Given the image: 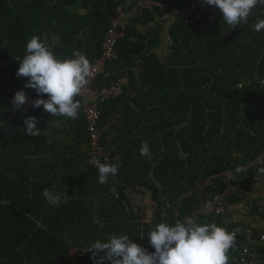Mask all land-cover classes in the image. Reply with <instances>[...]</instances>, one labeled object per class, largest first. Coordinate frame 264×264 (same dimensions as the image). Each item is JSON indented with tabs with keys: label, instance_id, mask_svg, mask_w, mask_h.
Here are the masks:
<instances>
[{
	"label": "trees",
	"instance_id": "obj_1",
	"mask_svg": "<svg viewBox=\"0 0 264 264\" xmlns=\"http://www.w3.org/2000/svg\"><path fill=\"white\" fill-rule=\"evenodd\" d=\"M165 1L174 9L195 6L190 22L172 21L168 57L161 59L157 53L160 32L151 27L170 16L161 10L145 11L130 21L117 45L118 59L98 81L107 86L121 79L125 89L120 99L100 107V127L110 139L104 144L121 155L118 174L100 184L98 170L89 165L76 139L65 146L52 142L39 123L40 136L26 135L25 118L43 120L46 115L66 122L72 134L83 138L81 146L89 140L82 106L75 120L43 109L15 110L13 98L19 89L36 94L24 87L28 78L17 76L18 61L35 35L57 58L80 51L91 64L101 55L119 8L129 12L137 0H0V264H95L90 245L106 242L112 234H127L151 253L149 231L161 222L174 223L178 214L216 223L229 232L253 229V236H236L229 264H235L244 249L264 261V228L253 226L264 218L257 200L246 215L250 219L239 221L231 212H203L206 197L224 192L220 179L204 198H183L200 182L264 155V87L258 83L264 79V30L253 28L264 19V7L254 8L247 24L233 28L224 23L218 8L201 0ZM137 60L142 69L139 85L131 70ZM131 89L134 97L128 104ZM145 140L150 158L140 155ZM259 167L264 161L244 174L245 192L264 178ZM137 186L151 190L157 203L151 223H144L126 198V189ZM45 188L61 195L59 206L47 203ZM228 202L246 204L245 198ZM74 248L86 253L71 255ZM248 261L251 264L252 256Z\"/></svg>",
	"mask_w": 264,
	"mask_h": 264
},
{
	"label": "clouds",
	"instance_id": "obj_2",
	"mask_svg": "<svg viewBox=\"0 0 264 264\" xmlns=\"http://www.w3.org/2000/svg\"><path fill=\"white\" fill-rule=\"evenodd\" d=\"M208 6L218 8L226 25L236 27L247 24L254 8L264 7V0H201ZM256 32L264 30V19L253 25ZM18 77L28 78L26 89L35 90L39 98L32 101L36 109L43 107L44 112L55 117H79L81 101L76 99L89 82L92 66L80 51H74L70 58L60 59L51 51L39 36H32L26 43V54L18 61ZM258 83L264 87V79ZM26 92L18 91L13 98L15 110H20L28 102ZM27 136H40L36 117L24 120ZM56 126L63 127L58 120ZM140 155L150 158L151 149L145 140L141 142ZM98 182L106 184L110 177L118 174L119 163H102L95 160ZM237 172L241 169L237 168ZM264 175V167L257 169ZM112 191H115L113 188ZM67 196V193L65 194ZM42 196L51 206H59L62 197L55 191L43 189ZM67 198H69L67 196ZM70 199V198H69ZM147 239L154 252L130 239L127 234H112L106 242L97 240L89 247L95 264H229V251L236 241V233L216 223L198 222L194 217L176 220L174 223L161 222L149 231ZM102 254V255H101ZM98 257V259H97Z\"/></svg>",
	"mask_w": 264,
	"mask_h": 264
},
{
	"label": "built area",
	"instance_id": "obj_3",
	"mask_svg": "<svg viewBox=\"0 0 264 264\" xmlns=\"http://www.w3.org/2000/svg\"><path fill=\"white\" fill-rule=\"evenodd\" d=\"M165 11L169 14L170 20L184 19L185 22H190L191 14L195 12V6H190L187 9H174L165 0L153 1V0H137L136 5L129 12L119 8L118 16L113 20L111 28L107 31L104 41L102 43L101 55L94 59L91 63L92 74L89 77V82L82 90L80 96L76 97L81 101L82 113L85 117L87 124V132L89 140L87 143L88 163L91 167H95V160H100L102 163H115L120 162L121 157L118 154H114L110 148H108L104 142L106 138L104 130L100 127L101 110L100 107L110 101L120 99L124 93V84L121 79L113 80L109 85H99L98 81L101 76L107 74L108 67L118 59L117 45L119 40L124 36L130 21L137 16H141L145 11L154 10ZM212 19V17L210 18ZM18 91H21L19 89ZM27 95V93H26ZM28 102L23 105V110L32 111L36 110L32 106V101L39 98H47V96L39 97L37 94L27 95ZM40 109H43L41 106ZM264 161V155L260 156L254 162L249 163L245 167L240 168L241 171H229L219 176H214L212 179H207L200 182L191 192L185 194L183 198H188L192 195H196L199 199L204 198L203 193L214 187L215 179L222 181V187L224 192L221 194H215L208 196L203 200L202 208L203 212L207 215H221L225 216L232 210V206L229 205V199L232 197L246 198L248 193L243 189V176L250 170L255 169L257 165H261ZM97 169V168H96ZM241 178V179H240ZM240 182V183H239ZM240 184V186H239ZM126 196L134 213L140 215L144 223H151L152 213L157 208V203L153 199L152 192L145 187L129 188L126 191ZM253 202V201H250ZM260 211H264V200H259L255 204ZM179 219L183 220L190 215H185ZM260 225L264 228V218L260 219ZM236 236L245 232L248 236H253V229H237L234 231ZM261 240L264 241V232L260 233ZM253 256L249 249H244L235 258V264H249L248 257Z\"/></svg>",
	"mask_w": 264,
	"mask_h": 264
},
{
	"label": "crops",
	"instance_id": "obj_4",
	"mask_svg": "<svg viewBox=\"0 0 264 264\" xmlns=\"http://www.w3.org/2000/svg\"><path fill=\"white\" fill-rule=\"evenodd\" d=\"M157 10H159V9H157ZM158 20H159L158 23L156 25L153 24L151 28H153L154 31L157 32V33L160 32L159 34H160V37H161L160 38L161 44H160V47L157 49V53L161 56V59H166L168 57L169 53H170L171 40H170V37H169V29H170L172 21L171 20L163 21V20H161V18H159ZM210 20H212V19H210ZM54 43L57 44V39H54ZM131 70L134 73V75H135V77L137 79V83L139 85L141 83L140 75H141V71H142L141 66H140V61L137 60L136 62H134V64L131 67ZM133 97H134V93L132 92V89H131L130 92H129V96H128V99H127L126 103H128V104L132 103ZM124 105L125 104L121 105L118 108L115 116L113 117V119H112V129L118 123L117 119H118L122 109L126 106V105L125 106ZM21 109L23 110V107ZM38 123H39L43 133L46 134L52 142H57V143L65 146V145L73 144L74 140L76 139L78 141V144H79L78 147L80 148V150L82 152H85V151L87 152V143L84 144L83 146H81L83 138L82 137L80 138L78 136V134H72L71 133L72 129H70L71 127L66 122H63V127L58 128L56 126L57 121L52 120V119L49 118V116L45 115L43 117V120H41V119L38 120ZM119 124H120V121H119ZM87 135H88V132H87ZM109 142H110V139H106V144H108ZM119 156L121 157V155H119ZM242 183L244 184V181ZM257 183L254 184V185L252 184V186H250L248 188L249 189V191L247 192L248 196L245 198V203L246 204L252 205V203L254 201H256V200L257 201L264 200V198L260 197V195H264L263 194L264 193V189L260 188V187L257 188V186H256ZM243 184H242L243 188L246 189L248 185H243ZM137 187H140V186H137ZM128 189H129V187L126 189V191ZM126 191H125V195H126ZM126 198H127V196H126ZM250 201H253V202H250ZM239 205H241V204H231L230 207L232 206V209L234 207H241ZM153 213H152V215H153ZM231 213H232V211H231ZM233 219H236V220L240 221L243 218L241 219L239 216L234 215ZM151 220H152V216H151ZM257 220H255L253 222V226L255 228L261 226L260 225V220L259 219H257ZM80 253L82 255H84L86 253V251L83 250V251L80 252V250H78L77 248H74L70 252L71 255H77V254H80ZM251 264H264V261H261V259L258 258L257 255H253Z\"/></svg>",
	"mask_w": 264,
	"mask_h": 264
},
{
	"label": "rangeland",
	"instance_id": "obj_5",
	"mask_svg": "<svg viewBox=\"0 0 264 264\" xmlns=\"http://www.w3.org/2000/svg\"><path fill=\"white\" fill-rule=\"evenodd\" d=\"M257 188H263L264 189V178H261L260 180H258L257 183ZM264 194V193H263ZM261 198H264V195H260ZM241 207H234L231 211L233 215L239 216L241 219L243 218V220H249L250 218H248V216H246L252 209V206L250 204H241L239 205Z\"/></svg>",
	"mask_w": 264,
	"mask_h": 264
}]
</instances>
